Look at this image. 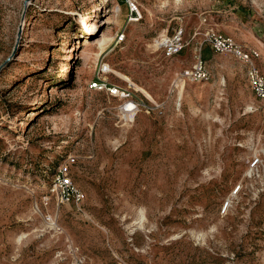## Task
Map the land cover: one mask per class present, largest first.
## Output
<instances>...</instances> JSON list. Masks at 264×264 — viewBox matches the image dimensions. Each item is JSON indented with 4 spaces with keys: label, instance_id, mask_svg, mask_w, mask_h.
I'll return each mask as SVG.
<instances>
[{
    "label": "rangeland",
    "instance_id": "1",
    "mask_svg": "<svg viewBox=\"0 0 264 264\" xmlns=\"http://www.w3.org/2000/svg\"><path fill=\"white\" fill-rule=\"evenodd\" d=\"M210 29L264 73V0H0V264H264V103ZM199 59L210 79H184ZM94 80L133 90L139 111ZM71 156L85 199L59 206Z\"/></svg>",
    "mask_w": 264,
    "mask_h": 264
},
{
    "label": "built area",
    "instance_id": "2",
    "mask_svg": "<svg viewBox=\"0 0 264 264\" xmlns=\"http://www.w3.org/2000/svg\"><path fill=\"white\" fill-rule=\"evenodd\" d=\"M130 3L129 20L131 22L139 21L143 18L138 6ZM125 34H121L118 38L119 42L123 41ZM207 41L212 46L216 53L229 54L247 65V77L249 84L255 95L264 103V73L256 66V61L260 57L256 51H246L243 47L232 37L224 35L214 29L207 32ZM161 46L167 51L169 56H175L183 49L182 32L175 34V36L163 40ZM110 71L109 66L101 65L100 73L107 74ZM184 79L192 82H205L210 79V72L202 59H199L191 70L183 74ZM90 89L108 91L114 96L123 100L121 106L123 113L127 115L136 114L139 111L140 104L135 100L133 90L121 89L118 87H111L106 82L94 80L90 83ZM76 163V158L69 157L62 163L57 173L54 176L51 194L57 199L58 205L66 203L79 204L85 199V193L75 184L72 178V167ZM258 161L254 162V166Z\"/></svg>",
    "mask_w": 264,
    "mask_h": 264
},
{
    "label": "bare ground",
    "instance_id": "3",
    "mask_svg": "<svg viewBox=\"0 0 264 264\" xmlns=\"http://www.w3.org/2000/svg\"><path fill=\"white\" fill-rule=\"evenodd\" d=\"M119 11H120V9H117V12H119ZM107 23H111V20L107 21ZM81 24H82V27L84 28V30L90 36L97 35V33L100 31V26L98 25V23L90 24L89 18L84 19V17H83ZM111 40H112V38L109 36V34H106L102 37V39H99L97 41L99 52L98 51L96 52L94 48H91L92 45L90 44V41L86 40L84 47H86L85 52H87V54L85 55V60H86L87 64H96L100 53H102V51L106 49V47L111 42ZM196 90H197V92L199 91L198 88H196ZM35 114H36L35 112L31 113L32 116ZM228 206H229V204H228Z\"/></svg>",
    "mask_w": 264,
    "mask_h": 264
},
{
    "label": "crops",
    "instance_id": "4",
    "mask_svg": "<svg viewBox=\"0 0 264 264\" xmlns=\"http://www.w3.org/2000/svg\"><path fill=\"white\" fill-rule=\"evenodd\" d=\"M260 68V67H259Z\"/></svg>",
    "mask_w": 264,
    "mask_h": 264
}]
</instances>
